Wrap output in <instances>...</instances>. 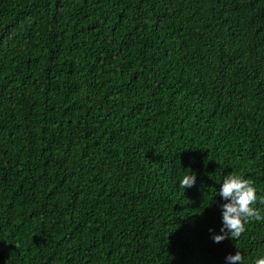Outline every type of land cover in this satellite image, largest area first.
Returning a JSON list of instances; mask_svg holds the SVG:
<instances>
[{
    "label": "trees",
    "instance_id": "trees-1",
    "mask_svg": "<svg viewBox=\"0 0 264 264\" xmlns=\"http://www.w3.org/2000/svg\"><path fill=\"white\" fill-rule=\"evenodd\" d=\"M231 173L264 197V0H0V264H254Z\"/></svg>",
    "mask_w": 264,
    "mask_h": 264
},
{
    "label": "clouds",
    "instance_id": "clouds-1",
    "mask_svg": "<svg viewBox=\"0 0 264 264\" xmlns=\"http://www.w3.org/2000/svg\"><path fill=\"white\" fill-rule=\"evenodd\" d=\"M196 183V174L185 175L180 182V187L191 188ZM225 201L222 207L223 235H214L216 243L222 242L226 238L238 239L245 231V225L251 220H264L261 211L254 207L259 202L264 204V197L257 196V189L251 179L238 176L235 173L226 175L223 179L219 193ZM212 231V230H210ZM227 260L230 264H243V256L238 251L234 256L229 255ZM254 264H264V258L256 259Z\"/></svg>",
    "mask_w": 264,
    "mask_h": 264
}]
</instances>
